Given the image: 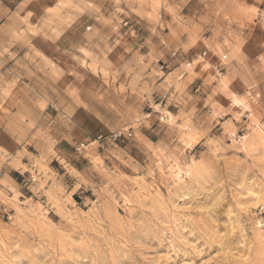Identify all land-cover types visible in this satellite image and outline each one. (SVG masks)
<instances>
[{
  "label": "rangeland",
  "instance_id": "1",
  "mask_svg": "<svg viewBox=\"0 0 264 264\" xmlns=\"http://www.w3.org/2000/svg\"><path fill=\"white\" fill-rule=\"evenodd\" d=\"M0 264H264V0H0Z\"/></svg>",
  "mask_w": 264,
  "mask_h": 264
},
{
  "label": "built area",
  "instance_id": "2",
  "mask_svg": "<svg viewBox=\"0 0 264 264\" xmlns=\"http://www.w3.org/2000/svg\"><path fill=\"white\" fill-rule=\"evenodd\" d=\"M126 24H128V21H126ZM174 54H176V52H174Z\"/></svg>",
  "mask_w": 264,
  "mask_h": 264
},
{
  "label": "crops",
  "instance_id": "3",
  "mask_svg": "<svg viewBox=\"0 0 264 264\" xmlns=\"http://www.w3.org/2000/svg\"><path fill=\"white\" fill-rule=\"evenodd\" d=\"M172 3V2H171Z\"/></svg>",
  "mask_w": 264,
  "mask_h": 264
}]
</instances>
